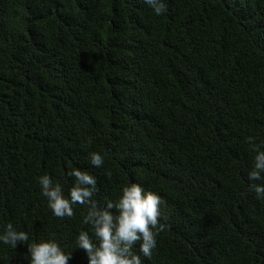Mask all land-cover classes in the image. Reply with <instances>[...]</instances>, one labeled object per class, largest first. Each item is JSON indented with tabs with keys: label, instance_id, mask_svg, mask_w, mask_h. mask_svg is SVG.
Segmentation results:
<instances>
[{
	"label": "trees",
	"instance_id": "1",
	"mask_svg": "<svg viewBox=\"0 0 264 264\" xmlns=\"http://www.w3.org/2000/svg\"><path fill=\"white\" fill-rule=\"evenodd\" d=\"M163 3L157 16L142 0H0V231L29 235L0 243V264H28V244L49 239L87 264L88 205L55 217L39 184L67 197L74 168L101 206L132 183L161 197L143 264H264L247 178L264 150V0Z\"/></svg>",
	"mask_w": 264,
	"mask_h": 264
},
{
	"label": "clouds",
	"instance_id": "2",
	"mask_svg": "<svg viewBox=\"0 0 264 264\" xmlns=\"http://www.w3.org/2000/svg\"><path fill=\"white\" fill-rule=\"evenodd\" d=\"M142 2L157 16L166 11L163 0ZM248 141L251 143L253 138L249 137ZM254 150L256 155L247 178L251 182L250 190L258 199L264 200V150L260 146H254ZM89 159L96 168L104 164V158L98 152L90 153ZM68 176L74 178V183L67 197L62 186L54 183L49 175L39 177V184L55 217H72L73 206L88 205L83 223L91 226L92 235L81 231L75 241L77 249L84 251L87 264H143L141 254L150 259L157 246L156 236L164 228L160 223L161 197L146 191L138 183H132L122 189L117 201L107 200L101 206L92 199L97 186L93 175L74 168ZM28 240V233L18 231L11 223L0 231V243L14 249ZM72 258L73 254L66 252L54 239L27 246L28 264H69Z\"/></svg>",
	"mask_w": 264,
	"mask_h": 264
}]
</instances>
